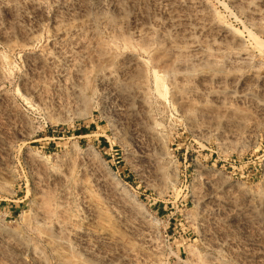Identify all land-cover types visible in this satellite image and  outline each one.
Wrapping results in <instances>:
<instances>
[{"label": "rangeland", "instance_id": "rangeland-1", "mask_svg": "<svg viewBox=\"0 0 264 264\" xmlns=\"http://www.w3.org/2000/svg\"><path fill=\"white\" fill-rule=\"evenodd\" d=\"M0 264H264V0H0Z\"/></svg>", "mask_w": 264, "mask_h": 264}, {"label": "trees", "instance_id": "trees-1", "mask_svg": "<svg viewBox=\"0 0 264 264\" xmlns=\"http://www.w3.org/2000/svg\"><path fill=\"white\" fill-rule=\"evenodd\" d=\"M77 134H82V132L80 131V132H78ZM103 140H104V143H103V144H105L106 141H105V139H103Z\"/></svg>", "mask_w": 264, "mask_h": 264}, {"label": "bare ground", "instance_id": "bare-ground-1", "mask_svg": "<svg viewBox=\"0 0 264 264\" xmlns=\"http://www.w3.org/2000/svg\"><path fill=\"white\" fill-rule=\"evenodd\" d=\"M228 26V25H227ZM228 27H230V26H228ZM227 28V27H226ZM218 199V198H217Z\"/></svg>", "mask_w": 264, "mask_h": 264}]
</instances>
